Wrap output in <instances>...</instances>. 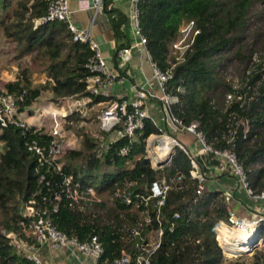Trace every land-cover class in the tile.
Here are the masks:
<instances>
[{
	"label": "trees",
	"instance_id": "16d2710c",
	"mask_svg": "<svg viewBox=\"0 0 264 264\" xmlns=\"http://www.w3.org/2000/svg\"><path fill=\"white\" fill-rule=\"evenodd\" d=\"M254 1L138 0L136 10L151 62L162 73L170 75L164 91L177 99L170 105L171 116L178 126L198 123L197 130L213 150L234 151L249 186L259 191L264 190V133L261 132L264 49L258 52L254 66H248L250 69L245 71L239 86L218 80L215 70L219 63L213 60L233 41H241L248 10ZM111 3L112 0H103L101 16L112 30L119 51L129 46L125 34L127 17L110 7ZM47 5L48 0H0V27L11 46L8 51L14 60L29 57L31 62L19 70L15 80H0V90L16 95L24 92L23 101L18 102L20 109L41 99L59 107L66 99L89 96L87 79L93 74L87 65L92 53L87 44L72 41L64 23L36 25L46 14ZM184 27L189 29L184 42L187 47L174 50ZM242 50L239 47L233 57L240 59ZM247 57L250 63L253 52ZM116 58L115 53V62ZM218 87L222 88L221 92ZM107 100L98 97L94 103ZM83 120L78 112L65 118L67 130L80 131L76 133L80 143L78 150H65L54 161L61 165L58 172L38 169L37 157L26 149V143L32 140L46 145L50 136L33 131L23 133L14 127L0 128V264H33L17 250L10 235L27 246L33 245L27 234L29 220L20 212L21 204L33 200L37 211L51 212L52 198L46 195L47 190L51 195L58 192L60 197L56 200L57 211L50 215L52 224L80 242L95 236L103 246L100 264H113L123 254L134 261L155 238L159 229L157 215L163 235L150 264H244L238 259L227 262L217 246L213 229L219 222L229 220L228 205L221 191L196 193V183L189 174L188 154L176 148L158 167L144 162L147 139L164 131L168 133L166 127L162 130L150 118H145L143 128L135 132L131 144L125 141L117 144V147L126 144L128 154L117 156L114 170L91 188L83 173L94 170L98 142L85 128V131L78 129ZM195 160L203 169L219 163L213 154ZM41 174L45 175L49 188L39 183ZM68 176L72 177V187L77 189V201L60 191L62 179ZM179 176L181 181L169 190L159 213L154 207L155 200H149L145 207L141 197L149 196L151 182L165 178L172 183ZM126 197H130L131 204L125 202ZM174 215L178 218L174 219ZM132 231L137 235L133 236ZM259 233L264 236V222ZM222 235L223 231L220 239ZM249 264H264V252L254 251Z\"/></svg>",
	"mask_w": 264,
	"mask_h": 264
},
{
	"label": "built area",
	"instance_id": "2783aa9c",
	"mask_svg": "<svg viewBox=\"0 0 264 264\" xmlns=\"http://www.w3.org/2000/svg\"><path fill=\"white\" fill-rule=\"evenodd\" d=\"M133 8V36L135 41L130 46L123 48L116 52V56L121 61L130 55L131 50L144 49L146 56L151 61L150 55L145 49L146 40L140 33L138 27V14L136 5L138 0H129ZM68 0H48L46 14L36 21V25H45L52 22L64 23L74 43H85L88 45L92 56L89 59L87 68L93 74L87 79L88 97L80 100L66 99L58 108L51 106L43 107L36 103L23 109L19 108L18 102L23 101L24 92L21 94L9 93L5 89L0 90V128L14 127L20 129L23 133L33 131V133L41 132L51 137L46 145L39 140H32L26 143V149L29 153L35 155L38 160V169L46 168L48 170L60 171L61 165L55 164V160H59L65 152L66 139L62 132V126L66 123L65 118L73 113L78 112L84 120L80 122V127L85 128L93 139L98 142L94 151V171L100 173L102 176L108 172L113 171L115 167V158L117 156H126L129 152L126 144L117 147V144L125 141L129 144L134 139L135 132L143 128L144 120L147 118L145 106L147 105V94L143 89H137L135 96L131 100L116 99L111 96L112 88L115 84H121L124 81L120 71H110L106 61L103 59L97 43L91 39L88 31L79 30L70 20ZM103 0H95L94 8L95 14L102 10ZM185 28V27H184ZM189 29H181L180 33L183 38L179 40L174 46V50H184L187 46L184 42L188 36ZM152 80L156 83L160 92V97L156 98L157 103L167 110L170 118V123L185 134L195 137L196 142L200 145L195 153H189L187 149L177 140L169 136L165 131L162 135H151L145 146L144 162L149 161L153 167H158L161 162L165 161L172 152L179 148L184 153L188 154L191 170L190 177L196 183V193L203 195L207 192L205 181L207 180L206 172L196 162L195 158L205 154H213L220 162V167H208V170L215 169L219 172L227 173L232 176L239 187L245 191L246 195L258 202H264V190H255L249 186L246 172L243 166L237 161V156L232 150H213L205 143L204 136L197 130L198 123L194 122L189 126H178L177 122L170 114V105L177 101L176 97L167 95L164 91L165 85L168 82L170 75L162 73L152 62ZM108 98L107 101L94 103V98ZM230 99V96H228ZM45 117H49V125L45 124ZM40 118L38 121L30 123V118ZM245 127L244 133H246ZM181 181V177H177L175 181L169 182L165 178L153 181L149 187V196L142 198L145 207L149 200H155L154 207L159 213L160 207L164 204L167 193L172 186ZM39 183L44 184V187L49 188V183L46 182L45 175L41 174ZM61 193L73 201H77V189L72 187V177H64L60 184ZM50 190H47L46 195L51 196L50 206L51 212L55 213L58 209L59 193L51 195ZM46 198V197H45ZM80 198V197H78ZM82 198V197H81ZM45 200V199H44ZM127 204H131L130 197L125 198ZM27 212L26 219L29 220V228L27 234L32 238L33 245L27 246L23 244L15 235L11 234L10 238L17 250L24 255V257L33 264H50L44 257V252L47 255L65 250L70 256L80 264H100V259L103 255V246L99 240L92 236L86 241L80 242L76 238H70L65 233L58 230L51 221L49 210H36L34 208L35 201L31 200L23 202ZM141 215H144L141 212ZM156 220L159 229L155 233L153 242L142 250L134 261L128 255H121L113 264H150V258L154 251L159 247L160 240L163 235L161 222ZM174 219L178 216L174 215ZM147 222V219H146ZM264 222V216L254 218L252 220H235L228 226L224 222H219L213 229L214 238L217 246L222 250L223 254H228L233 257L241 256L253 252L258 245L264 242V236L260 235L261 224ZM241 229L250 236V239L257 240L256 244H248L236 247L229 243H222L219 241L220 233L228 231L232 228ZM133 236L137 235L136 231L131 232ZM238 241V240H236ZM239 242V241H238ZM257 245V246H256ZM242 247V248H239ZM226 251L223 252V251ZM236 254V255H235Z\"/></svg>",
	"mask_w": 264,
	"mask_h": 264
},
{
	"label": "crops",
	"instance_id": "0c3cea01",
	"mask_svg": "<svg viewBox=\"0 0 264 264\" xmlns=\"http://www.w3.org/2000/svg\"><path fill=\"white\" fill-rule=\"evenodd\" d=\"M69 16L73 25L79 30L88 31L92 40H94L101 52L103 59L106 61L110 71H120L124 78L123 83L115 84L111 91V96L116 99L131 100L135 96L137 89H143L147 94V105L145 106L147 116L155 124H158L160 105L156 98L160 97V92L156 83L152 80L151 61L146 56L144 49H132L130 55L124 58L123 61L113 56L116 53V42L114 34L108 23L104 22L101 12L95 14V0H68ZM112 8L126 15L125 34L127 36L128 45L134 43L133 36V8L129 0H112ZM122 71V72H121ZM40 118H30V123L38 121ZM168 135L180 142L184 147L193 152L197 151L196 145L191 141L190 135L185 134L177 129L173 124L169 123L166 127ZM177 134V136H175ZM210 177L207 180H213L212 185L207 187V190L221 191L225 197L230 213V222L235 220H252L264 216V202H258L250 199L245 191L239 187L236 180L221 172L211 169ZM239 238V245L250 239V236L245 234ZM244 237V238H243ZM222 238L223 235H222ZM246 238V239H245ZM244 239V240H243ZM244 241V242H243ZM45 259L50 264H80L65 250L47 255L44 252Z\"/></svg>",
	"mask_w": 264,
	"mask_h": 264
},
{
	"label": "rangeland",
	"instance_id": "374dc122",
	"mask_svg": "<svg viewBox=\"0 0 264 264\" xmlns=\"http://www.w3.org/2000/svg\"><path fill=\"white\" fill-rule=\"evenodd\" d=\"M264 2V0H263ZM262 1H254L252 6L248 10V16L246 20V28L245 31H243V38L241 41H233V43L230 44L227 50H224V52L221 53V55L217 58H214L213 60L218 64V67H216V77L218 80L221 82L230 85V86H239L241 84L242 78L245 75V71H249L247 69H250V67L254 66V61L257 60L258 57V52L261 49H264V5ZM183 28V30H185ZM183 38V35L180 36L179 40ZM239 47L243 48L242 52V57L240 59L234 58L233 55L239 49ZM11 48V46L7 43V39L4 36L2 32V28L0 27V80L2 82L8 81V80H15V75L19 72V70L24 67L26 68L27 66H30V58H26L23 60H14L12 59V54L8 51ZM250 52H253L254 57L251 59V62L249 63L247 60V56L249 55ZM228 59V61H226ZM250 66V67H248ZM219 92L222 91V88L220 89L218 87L217 89ZM220 99V98H219ZM222 99L219 101L221 102ZM39 106L47 107L51 106L53 108H58L56 104H51L50 102H47L44 99H41L39 102L36 103ZM163 109V110H162ZM159 118H158V124H156L157 127L161 128L162 130L167 127V124L170 123V118L167 113V110L164 108L159 109ZM45 124L49 125V117H45ZM78 129L83 130V127L79 125ZM85 131V129L83 130ZM62 132L63 135L66 139L65 142V150H78L79 148V143H80V138L76 136V133H80L79 130H76L75 128L71 130H67L65 123L62 126ZM261 132L264 133V126L261 128ZM177 136V134L175 135ZM192 143L196 145V148H200V145L196 143L195 137L190 136ZM253 143V140L251 141V144ZM190 153L192 151L189 150ZM216 158V157H215ZM217 159V158H216ZM218 160V159H217ZM218 165L215 167H220L222 166V161L220 162L218 160ZM256 168L261 167L260 165H256ZM210 168V167H209ZM206 171V177L209 178L211 173L210 169L208 170V166L205 168ZM111 172V171H110ZM108 172V173H110ZM226 175V173H225ZM83 176L86 177V182L87 184L91 187L94 188L96 187L102 180L103 176L100 173L95 172L94 170L89 171V172H84ZM213 180H206L205 181V186L209 187L212 185ZM242 189V187H240ZM228 226H231L230 220L226 222ZM229 231V230H228ZM228 231H223L224 232V237L229 233ZM230 234V233H229ZM236 237H232L229 239L230 242L232 243V239H235ZM154 240V239H153ZM237 240V239H236ZM153 242V241H151ZM236 242V241H235ZM257 240H251V244H256ZM257 246V245H256ZM263 251L264 252V242L261 245H258L254 251ZM249 252L247 254H239L237 257L228 256L226 254H223L225 260L228 261H234L235 259H238L240 262L243 261L244 264H249L251 260V256L254 253ZM223 252L226 253L224 250ZM236 255V254H235Z\"/></svg>",
	"mask_w": 264,
	"mask_h": 264
},
{
	"label": "bare ground",
	"instance_id": "6f19581e",
	"mask_svg": "<svg viewBox=\"0 0 264 264\" xmlns=\"http://www.w3.org/2000/svg\"><path fill=\"white\" fill-rule=\"evenodd\" d=\"M231 230V232H230V234L229 233H227V235L224 237V238H222V239H220V237H219V241L220 242H222V243H229L231 246H233V247H236L237 245H238V241H236V238L237 237H239V236H242V234L244 235V237L246 236L245 234L246 233H244V231H242L241 229L239 230L238 228H236V227H234V228H232V229H230ZM231 236L232 237H236L235 239H232L233 241H232V243L230 242V238H231ZM243 237V238H244ZM246 239V238H245ZM237 240H239V238L237 239ZM244 240V239H243ZM236 241V242H235ZM240 241V240H239ZM244 242V241H243ZM251 243V240H248V241H246L245 242V245H243V243L240 245V246H246V245H248V244H250ZM247 247V246H246ZM239 248H242V247H239Z\"/></svg>",
	"mask_w": 264,
	"mask_h": 264
},
{
	"label": "water",
	"instance_id": "95a60500",
	"mask_svg": "<svg viewBox=\"0 0 264 264\" xmlns=\"http://www.w3.org/2000/svg\"><path fill=\"white\" fill-rule=\"evenodd\" d=\"M166 160H168V157L165 159V161ZM20 212H21V215H22L23 218H26L27 217V212L25 210V206H24L23 202L21 204V211Z\"/></svg>",
	"mask_w": 264,
	"mask_h": 264
}]
</instances>
